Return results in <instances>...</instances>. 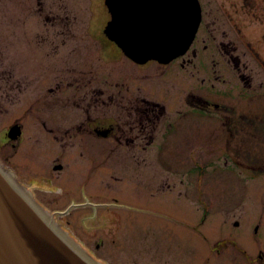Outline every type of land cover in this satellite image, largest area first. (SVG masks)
Instances as JSON below:
<instances>
[{"label": "rangeland", "instance_id": "rangeland-1", "mask_svg": "<svg viewBox=\"0 0 264 264\" xmlns=\"http://www.w3.org/2000/svg\"><path fill=\"white\" fill-rule=\"evenodd\" d=\"M108 20L104 0H0V152L5 131L14 123L23 124L18 148L5 164L21 178L51 176L50 163L58 155L63 165L69 161L60 148L48 149L39 139L41 121L56 130L85 124L87 113L94 117L105 113L107 119L119 113L128 116V110L143 113V98L166 101L162 65L139 66L120 55L109 39L95 35ZM254 109H259L256 104ZM35 113L41 118L32 117ZM136 116L127 119L134 125L128 136H135L143 125ZM147 130L152 131L151 127ZM163 132V127L154 130L148 151L122 150L121 155L118 149L106 150V177L94 199H114L122 209L111 208L114 223L108 222L107 209L97 213L79 209L86 213L76 219L89 217V225L71 230L99 258L104 254V264H227L225 259L212 257L210 251L212 244L227 238L232 230L229 223H221L223 210L216 213L210 203L216 191L226 190V177L230 178L227 171H220L222 176L215 174L222 167L211 165L217 149L211 129H202L197 145L188 138L187 145H191L181 149L177 145L183 141V132L173 135L171 141L177 144L170 153L157 148ZM242 136L258 143L256 135ZM133 153L144 160L133 163ZM76 155L71 152L77 173L65 169L59 179L72 190L82 187L83 181L84 165ZM195 163L201 197L193 194L195 181L187 180L186 188L179 181L178 170L189 172ZM93 186L90 183L87 188ZM74 194L78 201L86 200ZM64 195L41 199L52 210L61 209L70 203ZM59 217L70 218L69 214ZM100 240L105 245L96 250Z\"/></svg>", "mask_w": 264, "mask_h": 264}, {"label": "flooded vegetation", "instance_id": "flooded-vegetation-1", "mask_svg": "<svg viewBox=\"0 0 264 264\" xmlns=\"http://www.w3.org/2000/svg\"><path fill=\"white\" fill-rule=\"evenodd\" d=\"M198 2L201 19L186 53L168 63L150 61L137 64L132 61L139 66L157 63L165 68L163 90L167 103L157 98H143L146 103L143 113L128 110V116L123 117L119 113L110 119L106 118L105 113L95 117L87 113L85 124L56 130L48 128L45 121H41L37 132L39 139L48 149L60 148L61 155H69V161L63 165L61 156L54 157L50 163L52 175L49 177L23 179L13 167L10 166V169L37 201L54 213L56 218L58 216L59 223L69 230L89 225V217L76 219L77 215L86 213L85 210H79L83 208L93 209L96 213L99 209H107L108 222L114 223L112 215L115 211L111 208L116 206L122 209L118 206L119 202L114 199L113 202L94 199V194L103 187L105 181L108 148L118 149L121 155L122 150L148 151L152 146L154 130L163 127L162 140L157 148L170 153L177 144L171 141L173 135L183 132V141L177 145V149H181L187 145L188 138L192 145H197L202 129L210 128V137L214 140L212 143L217 147L216 159L211 165L222 167V170L215 169V174L222 176V171L230 175V178L226 177V190L216 191L217 194L210 197V203L216 213L223 210L222 216H219L221 223H229L232 227L227 238L211 245V256L225 259L227 264H264V0ZM95 35L105 37L101 30ZM117 48L122 55L120 48ZM154 91L158 92L159 87H154ZM254 104L258 110L254 109ZM120 112L123 113L124 109ZM134 114L141 117L140 126L143 125L135 136H128L134 125L127 119L134 117ZM36 117L41 118L39 115ZM16 124L21 129L20 137L11 140L6 130L2 140L0 160L6 165L24 133L23 124L13 125ZM148 127H151V132L147 130ZM245 133L256 135L258 143L243 139ZM137 138L144 141H137ZM74 151L78 153L76 157L82 159L84 168L82 187L72 190L66 187V183H59V179L65 169L71 174L77 173L72 164L71 152ZM131 155L134 156L131 158L133 163L137 162L135 160H144L134 153ZM179 156L184 158L183 155ZM197 167L195 163L189 172L178 170L181 172L178 175L185 188L187 180L195 181L193 194L201 197L203 191L198 189L201 184L199 186ZM90 183L94 184L92 189L87 188ZM74 192L86 197V200L78 201ZM186 192L183 190V193ZM56 193H65L64 198L70 203L61 209L52 210L41 197H53ZM66 214H69V219H60L59 216ZM80 241L92 256L98 257L92 247ZM102 242L100 240L95 249L105 245ZM101 257L98 258L105 261L104 254Z\"/></svg>", "mask_w": 264, "mask_h": 264}, {"label": "water", "instance_id": "water-1", "mask_svg": "<svg viewBox=\"0 0 264 264\" xmlns=\"http://www.w3.org/2000/svg\"><path fill=\"white\" fill-rule=\"evenodd\" d=\"M106 37L138 64L186 53L201 19L198 0H104ZM21 134L18 124L9 137ZM60 166L56 167L59 168ZM0 264H104L45 209L0 160Z\"/></svg>", "mask_w": 264, "mask_h": 264}, {"label": "trees", "instance_id": "trees-1", "mask_svg": "<svg viewBox=\"0 0 264 264\" xmlns=\"http://www.w3.org/2000/svg\"><path fill=\"white\" fill-rule=\"evenodd\" d=\"M114 46H116L114 43H113Z\"/></svg>", "mask_w": 264, "mask_h": 264}]
</instances>
